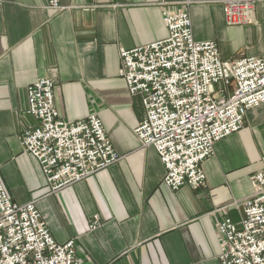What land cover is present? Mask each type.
Wrapping results in <instances>:
<instances>
[{"label": "crops", "instance_id": "crops-1", "mask_svg": "<svg viewBox=\"0 0 264 264\" xmlns=\"http://www.w3.org/2000/svg\"><path fill=\"white\" fill-rule=\"evenodd\" d=\"M225 0H0V179L17 204L35 202L57 243L75 240L82 264H220L217 225H241L239 207L252 194L251 176L264 159V104L243 128L217 142L202 164L205 184L172 191L153 147L135 130L145 118L142 96L120 76L121 50L168 37L164 15L187 12L196 41H214L225 61L264 55L257 22L229 26ZM54 81L60 116L76 122L97 115L121 160L51 194L22 134L38 126L26 114L27 87ZM96 228L91 230V225Z\"/></svg>", "mask_w": 264, "mask_h": 264}, {"label": "built area", "instance_id": "built-area-1", "mask_svg": "<svg viewBox=\"0 0 264 264\" xmlns=\"http://www.w3.org/2000/svg\"><path fill=\"white\" fill-rule=\"evenodd\" d=\"M229 26L257 22L264 0H225ZM46 6L61 11L60 0ZM168 37L131 50L122 49L120 76L132 95H141L145 118L135 133L163 163V182L172 191L199 189L202 164L217 142L238 133L250 109L264 104V55L225 61L214 41H196L187 12H166ZM26 114L38 126L21 137L34 156L51 194L80 183L121 160L97 115L63 119L54 100V81L42 78L27 87ZM252 194L239 207L241 226L225 218L217 225L220 264H264V159L250 178ZM91 230L96 224L91 225ZM0 264H82L75 240L57 243L35 202L15 203L0 179Z\"/></svg>", "mask_w": 264, "mask_h": 264}, {"label": "rangeland", "instance_id": "rangeland-1", "mask_svg": "<svg viewBox=\"0 0 264 264\" xmlns=\"http://www.w3.org/2000/svg\"><path fill=\"white\" fill-rule=\"evenodd\" d=\"M259 19L261 20V16L259 17Z\"/></svg>", "mask_w": 264, "mask_h": 264}]
</instances>
